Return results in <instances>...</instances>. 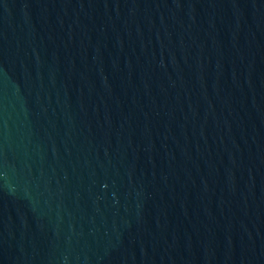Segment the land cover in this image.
<instances>
[{"label": "water", "instance_id": "obj_1", "mask_svg": "<svg viewBox=\"0 0 264 264\" xmlns=\"http://www.w3.org/2000/svg\"><path fill=\"white\" fill-rule=\"evenodd\" d=\"M0 264H264V0H0Z\"/></svg>", "mask_w": 264, "mask_h": 264}]
</instances>
